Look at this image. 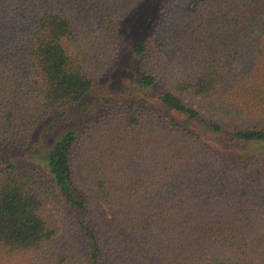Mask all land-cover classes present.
I'll use <instances>...</instances> for the list:
<instances>
[{
	"label": "trees",
	"instance_id": "1",
	"mask_svg": "<svg viewBox=\"0 0 264 264\" xmlns=\"http://www.w3.org/2000/svg\"><path fill=\"white\" fill-rule=\"evenodd\" d=\"M141 2L0 0V141L81 102ZM148 42L135 56L161 57L140 87L160 80L169 116L67 132L46 174L6 163L0 264H264V157L224 159L187 129L264 146V0H164Z\"/></svg>",
	"mask_w": 264,
	"mask_h": 264
},
{
	"label": "rangeland",
	"instance_id": "2",
	"mask_svg": "<svg viewBox=\"0 0 264 264\" xmlns=\"http://www.w3.org/2000/svg\"><path fill=\"white\" fill-rule=\"evenodd\" d=\"M164 7V0H143L132 15L123 22L120 39L117 41L115 58L108 71L98 80L92 91L75 104L52 114V116L28 136L10 141H0V169L6 163L21 167H32L47 173L46 163L53 144L62 135L75 131L84 134L98 120L115 113H144L155 116H169L162 110L160 95L165 93V85L158 80L150 90L140 87L142 80L153 74V57H161V51L154 49L142 59L134 54V46L141 41H149L153 28L158 24ZM149 43V42H148ZM161 49V47H157ZM186 125L184 117L170 115ZM187 129L200 134L204 141L222 158L230 160L246 159L250 156L264 157V146L235 141L231 135H216L207 123L199 119ZM104 214L108 208L100 204ZM110 216V215H108Z\"/></svg>",
	"mask_w": 264,
	"mask_h": 264
}]
</instances>
